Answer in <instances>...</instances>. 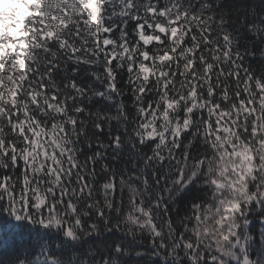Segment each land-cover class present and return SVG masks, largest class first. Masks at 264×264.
<instances>
[{
    "label": "snow or ice",
    "instance_id": "1",
    "mask_svg": "<svg viewBox=\"0 0 264 264\" xmlns=\"http://www.w3.org/2000/svg\"><path fill=\"white\" fill-rule=\"evenodd\" d=\"M0 264H264V0H0Z\"/></svg>",
    "mask_w": 264,
    "mask_h": 264
}]
</instances>
